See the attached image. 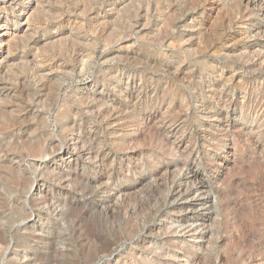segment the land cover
<instances>
[{
  "label": "rangeland",
  "instance_id": "obj_1",
  "mask_svg": "<svg viewBox=\"0 0 264 264\" xmlns=\"http://www.w3.org/2000/svg\"><path fill=\"white\" fill-rule=\"evenodd\" d=\"M0 264H264V0H0Z\"/></svg>",
  "mask_w": 264,
  "mask_h": 264
},
{
  "label": "bare ground",
  "instance_id": "obj_2",
  "mask_svg": "<svg viewBox=\"0 0 264 264\" xmlns=\"http://www.w3.org/2000/svg\"><path fill=\"white\" fill-rule=\"evenodd\" d=\"M10 33L8 31L4 32V33H0V45L3 46L5 40H6V37L9 36Z\"/></svg>",
  "mask_w": 264,
  "mask_h": 264
}]
</instances>
